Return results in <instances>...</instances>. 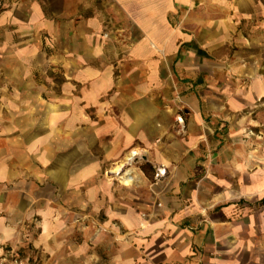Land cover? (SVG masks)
Returning <instances> with one entry per match:
<instances>
[{
	"label": "crops",
	"instance_id": "obj_1",
	"mask_svg": "<svg viewBox=\"0 0 264 264\" xmlns=\"http://www.w3.org/2000/svg\"><path fill=\"white\" fill-rule=\"evenodd\" d=\"M3 29L1 239L40 204L86 218L69 264H264V0H12Z\"/></svg>",
	"mask_w": 264,
	"mask_h": 264
},
{
	"label": "rangeland",
	"instance_id": "obj_2",
	"mask_svg": "<svg viewBox=\"0 0 264 264\" xmlns=\"http://www.w3.org/2000/svg\"><path fill=\"white\" fill-rule=\"evenodd\" d=\"M11 2L12 0H0V18L2 17L3 22ZM5 32V29L0 32V39L2 41L4 40ZM4 50V46H0V59L3 61L1 64L5 66L6 58L3 55ZM34 76L37 77V73ZM5 78V71L1 69L0 84L3 83ZM4 109L5 102L0 98V112ZM250 110V118H252L254 123L251 126L253 127V131H248V136L252 138H264V103H256ZM0 120L6 121V117L1 116ZM106 174L107 172L104 170L101 171L103 178L106 177ZM110 180H114L113 183L115 185H122L117 179ZM33 198L35 200L36 196L34 195ZM51 202V206H53V200ZM40 208L43 207L38 204L31 209L33 213L27 220L18 224V229L14 232L13 236L7 240L0 238V264H69L71 245L77 244L78 247H81L85 244L89 227H87L84 215L80 216V223L76 229L69 230L62 227V236L57 238L56 234L60 233V230H54L53 227L50 230L43 228V219L39 212ZM92 227L95 226L93 225ZM44 237L47 238L44 239Z\"/></svg>",
	"mask_w": 264,
	"mask_h": 264
},
{
	"label": "bare ground",
	"instance_id": "obj_3",
	"mask_svg": "<svg viewBox=\"0 0 264 264\" xmlns=\"http://www.w3.org/2000/svg\"><path fill=\"white\" fill-rule=\"evenodd\" d=\"M136 157L138 153L135 154ZM135 155L131 154L127 156L126 160L116 166L114 169L107 172L106 177L109 179H117L124 186H129L132 184V178L128 175L133 167V162L135 159Z\"/></svg>",
	"mask_w": 264,
	"mask_h": 264
},
{
	"label": "built area",
	"instance_id": "obj_4",
	"mask_svg": "<svg viewBox=\"0 0 264 264\" xmlns=\"http://www.w3.org/2000/svg\"><path fill=\"white\" fill-rule=\"evenodd\" d=\"M176 123L181 127L180 128V131H184V120H183V117L182 116H178L176 118ZM157 174L161 177H164L166 175V170L165 169H161V170H158L157 169Z\"/></svg>",
	"mask_w": 264,
	"mask_h": 264
}]
</instances>
